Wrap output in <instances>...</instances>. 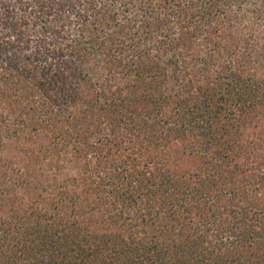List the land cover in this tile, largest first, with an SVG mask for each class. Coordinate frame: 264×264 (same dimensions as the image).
Here are the masks:
<instances>
[{"label": "trees", "instance_id": "trees-1", "mask_svg": "<svg viewBox=\"0 0 264 264\" xmlns=\"http://www.w3.org/2000/svg\"><path fill=\"white\" fill-rule=\"evenodd\" d=\"M83 3L0 59V264H264V0Z\"/></svg>", "mask_w": 264, "mask_h": 264}, {"label": "rangeland", "instance_id": "rangeland-1", "mask_svg": "<svg viewBox=\"0 0 264 264\" xmlns=\"http://www.w3.org/2000/svg\"><path fill=\"white\" fill-rule=\"evenodd\" d=\"M0 1V15L7 19L0 22V59L7 58L5 45L8 43L14 46L8 50L17 55L16 50L24 52L26 47L46 45L53 40L55 30L62 31L65 35L74 34L80 22L76 15L77 9L85 10L84 0ZM14 24H20L19 31L11 29Z\"/></svg>", "mask_w": 264, "mask_h": 264}]
</instances>
